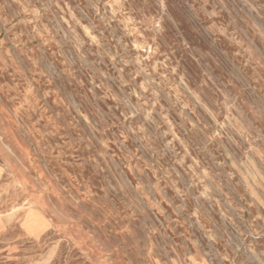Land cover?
<instances>
[{
    "label": "rangeland",
    "instance_id": "374dc122",
    "mask_svg": "<svg viewBox=\"0 0 264 264\" xmlns=\"http://www.w3.org/2000/svg\"><path fill=\"white\" fill-rule=\"evenodd\" d=\"M0 264H264V0H0Z\"/></svg>",
    "mask_w": 264,
    "mask_h": 264
}]
</instances>
